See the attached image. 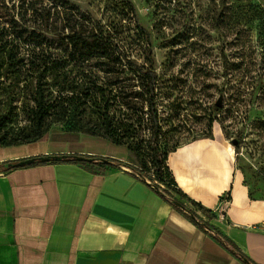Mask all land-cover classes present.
Segmentation results:
<instances>
[{"label": "rangeland", "instance_id": "374dc122", "mask_svg": "<svg viewBox=\"0 0 264 264\" xmlns=\"http://www.w3.org/2000/svg\"><path fill=\"white\" fill-rule=\"evenodd\" d=\"M55 1L0 0V140L32 139L53 127L114 130L123 143L148 139L137 75L151 55L160 138L180 146L213 131L229 143L242 135L236 165L257 188L264 185V0H131L142 30L121 21L127 38L118 43L127 50L120 61L100 58L96 65L68 45V28L53 33L47 24L73 23L72 14L81 13L118 25L125 0H68L66 9L52 8ZM43 60L53 62L48 72ZM38 92L48 107L40 128ZM15 146L36 151L43 143ZM130 153L132 162L152 170L147 152Z\"/></svg>", "mask_w": 264, "mask_h": 264}, {"label": "crops", "instance_id": "0c3cea01", "mask_svg": "<svg viewBox=\"0 0 264 264\" xmlns=\"http://www.w3.org/2000/svg\"><path fill=\"white\" fill-rule=\"evenodd\" d=\"M220 135L182 144L166 160L178 188L210 216L187 201L174 208L126 166L1 168L47 153L136 165L129 150L102 137L54 127L36 151L0 146V264H247L240 255L264 264V196L251 191Z\"/></svg>", "mask_w": 264, "mask_h": 264}, {"label": "trees", "instance_id": "16d2710c", "mask_svg": "<svg viewBox=\"0 0 264 264\" xmlns=\"http://www.w3.org/2000/svg\"><path fill=\"white\" fill-rule=\"evenodd\" d=\"M125 4L122 5V15L123 17L119 19L116 24L115 21H110L108 24H103L101 21L93 18L91 15L85 17L81 13H73V23H67L66 25H59L57 24L56 20H52L50 23L47 24V27L50 26V30L53 33L59 32V30L63 27V29H67L70 31L67 36L65 37L68 40V45L75 47L77 50L82 52V54L86 55L88 59H94V65L98 64V60L100 58L106 59L107 61H111L113 59L120 61L121 56L125 53L127 48L125 45H119V41L125 40L127 36L125 35L124 28L126 25H122L121 21L126 19L129 21L134 22L136 28L142 27L138 21L137 13L135 9V5L132 3L131 0H125ZM69 3L68 0H56L53 7H62L66 9V4ZM120 11V12H121ZM119 12V13H120ZM50 15V10L47 13V16ZM77 24H80L79 28ZM126 44L131 42L125 41ZM126 64H130V61L126 60ZM53 62L48 60H43L42 66L45 72H48V68L52 66ZM122 64V63H121ZM156 70L154 68V59L151 55H147V65L139 67V75L137 78L142 82V91L144 92V101L146 103L147 112L142 115H146L142 117V124L145 129L150 132V137L148 139H138L136 142H129L123 143L118 137L115 136L114 130H110L106 135L100 134L94 131L88 130H80L75 128H67L64 129L66 131L72 132H82L85 134L99 136L109 140L111 143L115 145L124 146L127 150L133 151L134 153H142L147 152L151 157V165L152 170L147 167V165L143 162L140 165H131L129 163H125L123 161H116L115 159H111L108 157L103 156H94V155H84L82 156L83 159H77V155H65V154H44V155H37L33 157H28L27 159H31V163H27V159H21L17 161H9L4 163L1 168L4 171H8L15 168L25 167V166H32L35 164H46V163H58V162H75V163H84L88 160H98L104 164H109L111 166H126L132 170L133 173L137 174L138 177L144 181L159 197H161L164 201L168 202L171 206L178 209H185V205L183 201L190 202L194 207L198 208L202 213L207 216H210V210L204 208L199 203H196L192 199H190L181 189L178 188L177 183L166 164L167 156L169 152L175 150L179 145L178 143L170 144L167 140H162L160 138V132L162 130L161 125V118L159 116L157 107H156V98L157 94L155 92V83H156ZM145 81V84H144ZM34 102L36 104L37 110L35 112V120H36V127L40 128L44 118L48 115V107H46L44 95L42 92H38L37 96L34 98ZM219 105L216 104L214 107L217 113L220 112L218 107ZM129 108L132 109L131 106ZM214 120L209 119L207 127L211 129V125ZM220 127L223 129V125L221 121L217 120ZM54 128V127H53ZM226 136L227 134L224 133ZM43 134L37 135L32 139H24L22 141H6L4 139L0 140V146H9V145H16L17 143H26V142H33L40 139ZM202 137H212V133L208 136ZM196 139V138H195ZM194 140V139H193ZM242 135H235L231 139V145L235 149L237 154V149L240 147L242 143ZM161 153L162 158L159 156ZM71 157V158H70ZM114 162V163H111ZM245 178V182L250 185L251 191H262V196H264V185L257 188L253 183L248 181ZM188 216L201 227L205 226L203 221L197 219L196 214L191 211H186ZM224 243V242H223ZM225 244V243H224ZM242 260L247 264H252V262L240 255Z\"/></svg>", "mask_w": 264, "mask_h": 264}, {"label": "water", "instance_id": "95a60500", "mask_svg": "<svg viewBox=\"0 0 264 264\" xmlns=\"http://www.w3.org/2000/svg\"><path fill=\"white\" fill-rule=\"evenodd\" d=\"M217 105H219V103H217ZM77 159H82V157H79V156H78ZM26 162H27V163H31L32 160H31V159H27Z\"/></svg>", "mask_w": 264, "mask_h": 264}]
</instances>
